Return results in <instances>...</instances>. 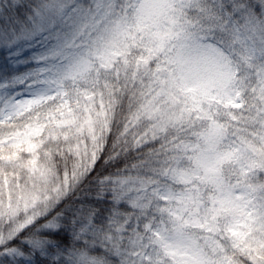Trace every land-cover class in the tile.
<instances>
[{"label":"snow or ice","instance_id":"obj_1","mask_svg":"<svg viewBox=\"0 0 264 264\" xmlns=\"http://www.w3.org/2000/svg\"><path fill=\"white\" fill-rule=\"evenodd\" d=\"M0 264H264V0H0Z\"/></svg>","mask_w":264,"mask_h":264}]
</instances>
